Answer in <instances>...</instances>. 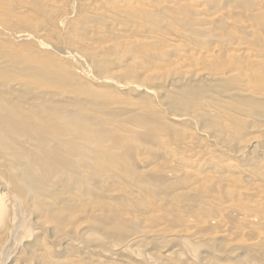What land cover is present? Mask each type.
Masks as SVG:
<instances>
[{
    "label": "rangeland",
    "instance_id": "1",
    "mask_svg": "<svg viewBox=\"0 0 264 264\" xmlns=\"http://www.w3.org/2000/svg\"><path fill=\"white\" fill-rule=\"evenodd\" d=\"M90 1L0 0V139L1 137L4 139H1L4 141L3 143L0 140V206L4 207V210L8 207L9 211L6 210V213L11 212V205H13L11 207L13 212H19H16L19 214V218H17L16 213L11 216L14 213L6 214L3 211L4 218L8 216L10 219L8 222H5L6 219L4 222H0V264H53L54 261V264H264V255H262L264 254V244L254 250L247 246L253 241L249 239L260 236V231H264V227L258 224H249L243 218H233L235 216L230 209L223 208V203H221V207L219 203L213 202H218L219 198L221 201L227 200L226 190L234 187L229 186L227 180L232 181L231 184L237 180L236 182H239L241 187L245 186L246 189L255 185L264 189V178H262L264 175V66L258 62L247 61L242 57L247 52L251 54H248L251 57H248L249 59L256 57V59L262 60L261 55L264 56V0H225V2L224 0H211L207 4V8L212 6L210 10L208 8L210 16L205 17L197 14V8L190 4L193 3L192 0H182L181 3L184 5L168 8L162 7L159 0H114L116 2L107 0L109 3L106 0H99L95 5L88 6ZM177 2L180 1L177 0ZM188 2H190V6L186 7V3L189 5ZM111 3H114V7ZM244 4L246 5L243 6ZM249 4L250 8L247 6ZM255 8L257 12H254ZM222 16L223 18L220 19ZM182 17H185L186 23ZM214 17L216 18L213 19ZM258 34L259 37H257ZM151 36L155 38L154 41H150ZM168 38H174L175 46H170L166 42ZM162 40L163 42H161ZM126 47H131V50ZM236 49L244 54L236 55ZM252 49H257V52ZM248 50L254 52V58ZM179 53L187 56V67L181 71H175ZM234 54L235 56H233ZM243 61L244 63H242ZM233 65L237 66L234 68ZM260 66L263 69H260ZM237 67L241 71L236 70L239 69ZM154 70L158 74H153V77L155 75V78L161 80L153 79L154 81L149 82L150 80L146 77ZM130 71H134L135 75L137 73L138 79H127L125 74ZM159 72L161 73L159 74ZM237 72H242L240 74L244 73V75L236 78ZM215 76L221 79L216 81L217 79L212 78ZM125 79L129 81L127 82ZM202 80L204 83L201 82ZM205 80L211 83L208 85ZM244 80L247 82L245 83ZM172 112L174 113L172 114ZM17 116H19L17 119L21 118L18 121ZM124 120L125 122H123ZM19 122L26 123V125L32 123L33 128L38 124L40 128L34 133H23L14 127ZM118 124L122 126V130H119ZM140 124L147 126L145 134L135 131L133 134V129L136 130L137 125ZM108 125H111V128ZM106 127L110 129L116 127L118 131L115 129L109 133ZM124 127L127 130L131 129L127 132ZM119 131H122L121 134L118 133ZM123 131L125 132L123 133ZM191 132L194 138L192 141L196 140L195 144H198L201 150L206 152V154L202 153L201 156L195 157V160L192 159L194 154L190 155V146L188 147L185 143L187 136H191ZM124 134L127 135L125 136L127 138L122 136ZM260 135L263 137H259V141L255 142ZM182 136L183 139L180 138ZM164 137L167 143L162 142ZM254 139L256 140L254 141ZM131 140L132 142H130ZM181 140L183 141L181 142ZM133 141H139V143ZM237 142L242 144L241 147L237 145ZM229 144H232L230 148ZM244 144L245 148L242 147ZM10 146L11 148H9ZM186 147L188 148L186 149ZM212 148L214 151L211 154L207 150H212ZM20 152L21 155L24 153L22 158ZM238 152L241 154L239 155ZM30 157L31 159L34 157V160L30 159V161ZM15 158H17L16 161H14ZM190 158L193 161H188ZM183 160H187L188 164L191 162L190 166H185L188 164ZM222 162L223 164H221ZM12 165L17 168V171ZM101 165L102 167H100ZM180 167L188 168L187 170L190 168L189 172L182 174L181 180L177 177L178 175L175 179V175L171 174V172L175 173L180 170ZM18 171L23 179H19L20 176L15 174ZM90 171L94 174L92 175ZM194 172L200 174L196 175ZM208 173L209 176H207ZM192 174L195 176L191 177ZM153 176L155 179H151ZM33 177L35 180L36 178H40V180L35 181ZM222 177L227 182L226 184ZM236 177L237 179H235ZM27 180L28 182H26ZM56 180H60V182H56ZM220 180L222 183L219 182ZM209 181L210 183L207 184ZM12 182H15L17 185L13 184L17 187L11 186ZM21 186H25V190L30 191L29 194H26L28 192L25 190H21L23 188H20ZM20 190L21 192H19ZM10 192L16 196L11 195ZM20 193L23 196L17 195ZM31 193H35V195ZM6 194L11 195L13 199L10 200ZM25 195L28 197L27 202L22 199L26 198ZM241 195L242 197L240 195H238L240 197L231 196L234 202H230L231 198L227 197L228 205L235 206L234 208L241 211L246 209L243 211L246 215L251 213L254 216L257 212H259L257 215L264 213V203L258 205L259 209H256L257 206H250L251 211L247 205L249 203L253 205L255 198H250L247 194V196ZM216 196L218 199L214 198ZM222 196L223 198H221ZM235 197L237 198L235 199ZM20 199H22L21 202H19ZM12 200L14 201L11 202ZM145 200L150 201L151 205ZM16 202L21 204L17 203V205ZM22 202L24 206L26 205L25 207L22 206ZM134 202L140 206L135 205ZM163 202L166 203L162 204ZM236 203L238 205H235ZM4 204L9 206L6 205L5 208ZM142 205L148 207L143 208ZM201 205L214 210V213L219 210L220 213L223 212L222 214L215 213L217 215L215 217L214 213L211 214V211L207 209L210 213L206 215V209ZM239 205L244 209L240 208L241 206L238 207ZM20 206L22 210L21 208L19 210ZM198 208H202V210L196 212ZM130 209L133 210L130 213L132 216L128 214ZM203 209L205 212H202L201 215L200 212ZM190 211L192 212L190 214L195 216L191 215L193 217H190L191 220L202 222L206 221L209 215L208 218L218 219L225 217L228 219L231 216V219H226V221L230 224L233 234L230 237L225 236L227 238L220 236L221 239L218 236V239L212 240V234L217 233L218 227L216 230L207 225L202 226L204 229L201 231L203 232L200 231L201 233L205 232L206 236L204 234L199 235V238L198 236L193 238L192 235L191 238L189 230H185L187 235H184L186 233L181 234L184 231V224L190 220L188 217ZM183 212L187 214L185 215ZM193 212L200 215L197 216ZM226 212L228 213L226 214ZM122 213L125 214L122 215ZM162 213L168 214L169 218L163 216ZM134 214L137 218L134 217ZM151 214H161L166 224L165 228L169 227L172 233L179 234H172L168 228L165 235L163 233H146V236L149 235V237L144 235L142 237L141 234L140 236L139 232L142 228L147 232L146 226L148 227L147 223L151 221L149 219ZM93 215L94 219H90ZM105 215H111V217L117 215L116 217L123 220L122 222L127 219V223H122L123 229L121 230L119 226L110 225V220H107L108 225L105 220L107 217L102 220ZM139 215L141 219H139ZM224 215L225 217H223ZM178 216L186 220L184 221ZM13 217L14 219H12ZM198 217L200 218L197 220ZM70 218L72 219L70 220ZM135 218L137 221L133 220ZM142 218L146 220L144 221ZM168 219L172 220L168 222ZM180 219L183 220L181 224ZM232 219L233 221H231ZM76 220L77 222H75ZM173 220L174 222H172ZM178 220H180L179 223ZM142 221L144 222L142 223ZM97 222L99 225H96ZM170 222L174 225L170 224L169 226ZM4 223L16 225L15 229L13 225L10 227ZM63 223H67L69 226L61 225ZM80 223L83 224L82 228H76L77 224L81 225ZM237 224L241 225L237 226ZM234 225L242 230L247 225L243 233L249 232L250 234H248L251 236L241 235ZM249 225H251L250 228L254 227V230L250 229ZM7 226L14 230L7 229ZM27 226L29 227L26 228ZM70 226L72 230L69 229ZM17 227L22 228L18 229ZM135 228L137 229L135 230ZM62 229H66L64 233L61 231ZM132 229L138 235L135 236L136 239L140 238L142 241L144 238L147 239L146 242L142 243L140 239L136 240ZM144 229L141 231L142 234L145 232ZM214 229L216 231H213ZM73 230L79 236L74 235ZM123 231L131 235L125 233V237H122ZM17 232L20 234L18 235ZM27 232L31 234L30 237L26 236L28 234L24 235ZM208 232L211 235H207ZM57 233L62 237L59 235L56 237ZM102 233H108V235ZM68 235L71 239L67 238ZM234 235L237 236L234 237ZM126 236L135 240L128 238L129 240H126L128 243H126ZM171 236L174 237L171 238ZM202 238L204 241L200 240ZM15 239H18L17 243ZM55 239L56 241H54ZM65 239L69 240L64 242ZM183 239L185 242L182 241ZM130 240L136 244V247L133 245L131 249L129 248L132 244ZM197 240H199L198 243ZM229 240L232 242L229 243ZM57 241L62 242V246L59 245L60 243H56ZM117 243L121 248H118ZM184 243H187L188 246L194 245L195 250L192 249V246V248L190 246L188 248L187 244H185L186 248L183 247ZM223 244L227 246L223 247ZM242 244L245 248L242 247ZM138 245L139 247H137ZM199 245L200 247H198ZM255 252L258 255H255ZM34 254L36 257L33 256ZM259 255H262L261 258ZM45 257L46 259H44Z\"/></svg>",
    "mask_w": 264,
    "mask_h": 264
},
{
    "label": "bare ground",
    "instance_id": "2",
    "mask_svg": "<svg viewBox=\"0 0 264 264\" xmlns=\"http://www.w3.org/2000/svg\"><path fill=\"white\" fill-rule=\"evenodd\" d=\"M1 1H3V0H1ZM102 1H104V0H102ZM102 1H101V2H102ZM106 1H107V0H106ZM108 1H109V0H108ZM108 1H107V2H108ZM113 1H114V0H113ZM157 1H158V0H157ZM179 1H180V2H177V0H176V1H175V0H159L158 2H159V4H160L162 7L168 8V7H173V6H175V5H182V4L184 5V3H181V2H183L182 0H179ZM184 1H185V0H184ZM209 1H211V0H192L191 2H193V3L188 2V4H189V3H190L191 5L193 4V5L197 8V11H198L197 14H198L199 16H201V17H205V16H210L209 10H210V8H212V6L208 7V8H209V10H208V8H207V4H208ZM244 1H245V0H244ZM246 1H247V0H246ZM254 1H255V0H254ZM256 1H257V0H256ZM260 1H261V0H260ZM96 2L98 3L99 0H91V1L89 2V5H88V6H90V5H91V6H92V5H95ZM109 2H111V0H110ZM109 2H108V3H109ZM114 2H116V1H114ZM213 2H214V1H213ZM213 2H211V3H213ZM222 2H223V1H222ZM224 2H225V0H224ZM85 3H86V2H85ZM87 3H88V2H87ZM87 3H86V4H87ZM117 3H118V2H117ZM127 3H128V1H127ZM154 3H155V2H154ZM246 3L248 4V2H246ZM255 3H256V2H255ZM258 3H259V2H258ZM260 3H261V2H260ZM86 4H85V5H86ZM111 4H112V3H111ZM113 4H114V3H113ZM113 4H112V5H113ZM190 4L187 5V3H186V7L190 6ZM100 5H101V4H100ZM106 5H107V4H106ZM117 5H118V4H116V6H117ZM156 5H157V4H156ZM245 5H246V4H244L243 6H245ZM86 6H87V5H86ZM101 6H102V5H101ZM104 6H105V5H104ZM108 6H109V5H108ZM247 6L250 8V4L247 5ZM113 7H114V5H113ZM117 7H118V6H117ZM156 7H157V6H156ZM179 7H180V6H179ZM195 7H194V8H195ZM89 8H90V7H89ZM110 8H111V7H110ZM190 8H191V7H190ZM251 8H252V7H251ZM86 9H87V8H86ZM191 9H192V8H191ZM233 9H234V8H233ZM252 10H253V8H252ZM257 10H258V9H257ZM170 11H171V10H170ZM197 11H196V12H197ZM255 11H256V8H255L254 12H255ZM99 12H100V11H99ZM210 12H211V11H210ZM256 12H257V11H256ZM57 13H58V12H57ZM251 13H252V12H251ZM261 13H262V12H261ZM255 14H256V13H255ZM179 16H180V15H179ZM199 16H198V17H199ZM214 16H215V15H214ZM96 17H97V16H96ZM176 18H177V17H176ZM182 18H183V17H182ZM184 18H185V17H184ZM184 18H183V19H184ZM215 18H216V17H214L213 19H215ZM221 18H223V16L220 17V19H221ZM186 19H188V18H186ZM207 19H209V18H207ZM180 20H181V19H180ZM184 20H185V19H184ZM184 20H182V21H184ZM213 22H214V21H213ZM90 23H91V22H90ZM160 23H161V22H160ZM184 23H186V20H185ZM203 23H205V22H203ZM203 23H202V24H203ZM246 23H247V22H246ZM205 24H207V23H205ZM211 24H213V23H211ZM211 24H210V25H211ZM120 25H121V24H120ZM156 25H158V24H156ZM160 25H161V24H160ZM243 25H244V24H243ZM78 27H79V26H78ZM120 27H121V26H120ZM201 27H202V26H201ZM124 28H125V27H124ZM151 29H152V28H151ZM200 29H201V28H200ZM263 29H264V28H263ZM263 29H262V30H263ZM88 30H89V29H88ZM206 30H207V29H206ZM178 31H179V29H178ZM197 31H198V30H197ZM217 31H218V30H217ZM153 32H154V31H153ZM157 32H158V31H157ZM218 32H219V31H218ZM251 32H252V31H251ZM118 33H119V32H118ZM155 33H156V32H155ZM216 33H217V32H216ZM258 33H259V32H258ZM260 33H261V32H260ZM152 34H153V33H152ZM157 34H158V33H157ZM210 34H212V33H210ZM214 34H215V33H214ZM154 35H156V34H154ZM215 35H216V34H215ZM251 35H252V34H251ZM145 36H147V35H145ZM206 36H207V35H206ZM112 37H113V36H112ZM114 37H115V36H114ZM148 37H149V36H148ZM148 37H147V38H148ZM162 37H163V35H162ZM165 37H166V36H165ZM257 37H259V34H258ZM163 38H164V37H163ZM207 38H208V37H207ZM210 38H211V37H210ZM242 38H243V37H242ZM244 38H245V37H244ZM149 39H151L150 41H154L155 38L151 36V38H149ZM157 39H158V38H157ZM165 39H166V38H165ZM165 39H164V40H165ZM203 39H204V38H203ZM147 40H148V39H147ZM198 40H199V39H198ZM255 40H256V39H255ZM257 40H258V39H257ZM148 41H149V40H148ZM174 41H175L174 38H168V39L166 40V42H167L170 46H175V45H174ZM199 41H200V40H199ZM228 41H229V40H228ZM243 41H244V40H243ZM245 41H246V40H245ZM124 42H125V41H124ZM145 42H146V41H145ZM156 42H157V40H156ZM161 42H163V40H162ZM157 43H158V42H157ZM133 44H134V43H133ZM145 44H146V43H145ZM152 44L154 45V43H152ZM249 44H250V43H249ZM116 45H117V44H116ZM122 45H123V44H122ZM148 45H149V43L147 44V46H148ZM120 46H121V44H120ZM125 46H128V45H125ZM132 46H133V45H132ZM151 46H152V45H151ZM216 46H217V45H216ZM251 46H252V45H251ZM253 46H254V45H253ZM163 47H164V46H163ZM165 47H166V46H165ZM212 47H213V46H212ZM263 47H264V46H263ZM116 48L118 49L117 46H116ZM123 48H125V47H123ZM127 48H128V49L130 48V50H131V47H126V49H127ZM169 48H170V47H169ZM173 49H174V48H173ZM178 49H179V48H178ZM130 50H129V51H130ZM168 50H170V49H168ZM179 50H180V49H179ZM252 50H253V49H252ZM252 50H248V51H250V52L252 53V56H253V55H255V54H253L254 52H252ZM256 50H257V49H255V50H253V51L257 52ZM98 51H99V50H98ZM100 51H101V50H100ZM119 51H120V50H119ZM173 51H175V50H173ZM180 51H181V50H180ZM180 51H179V52H180ZM236 51H237V53H235V54L238 55V56L244 54L243 52H240L238 49H236ZM195 52H196V51H195ZM213 52H215V51H213ZM218 52H219V51H218ZM263 52H264V51H263ZM258 53H259V51H258ZM235 54H234L233 56H235ZM248 54H250V53L247 52V53L245 54V56L242 55V57H243L245 60H247V61L258 62V63H260L262 66H264V56H263L262 53H261V54H262V55H261V56H262V57H261L262 60H258V59H256V57L254 58V56H253L254 59H249V58H251V57H250ZM259 54H260V53H259ZM220 55H221V54H220ZM250 55H251V54H250ZM126 56H127V55H126ZM107 57H108V56H107ZM207 57H209V55H207ZM248 57H249V58H248ZM95 58H96V57H95ZM178 58H179V60H177L176 67H175V69H174L175 71H177V70L181 71V70H183V68L187 67V61H188V60H187V56H184L183 53H182V55H181V53H179ZM258 58H259V57H258ZM198 59H199V58H198ZM205 59H206V58H205ZM205 59H203V60H205ZM195 60H197V59H195ZM124 61H125V60H124ZM138 63H139V61H138ZM192 63H193V62H192ZM242 63H244V61H243ZM193 64H194V63H193ZM208 64H210V63L208 62ZM245 64H246V62H245ZM210 65H211V64H210ZM231 65H232V64H231ZM174 66H175V63H174ZM192 66H193V65H192ZM194 66H196V65L194 64ZM233 66H234V68H235V66H237V65H233ZM242 66H243V65H242ZM262 66H260V69H263ZM208 67H209V66H208ZM239 67H241V66H239ZM239 67H237V68H239ZM244 67H245V66H244ZM244 67H243V70H244ZM241 68H242V67H241ZM148 70H149V69H148ZM150 70H151V69H150ZM234 70H235V69H234ZM236 70H240V68H239V69H236ZM137 71H138V70H137ZM179 71H178V72H179ZM240 71H241V70H240ZM249 71H250V70H249ZM261 71H262V70H261ZM261 71H260V72H261ZM133 72H134V71H133ZM133 72L130 71V73H128V74H125V73H124V74H125L126 77H128L127 79H132V78L138 79V77L136 76L137 73H136V75H135ZM156 72H157V71L154 70V72H152V73L150 72V75H148V77H146L148 80H150L149 82L154 81L153 79H157V80L159 79V78H155V75H154V77H153V74H158V72H157V73H156ZM235 72H236V71H235ZM238 72H239V71H238ZM238 72H237V74H236V78L239 77V76L244 75V73H243L242 75L240 74V73H242L243 71L240 72V73H238ZM263 72H264V69H263ZM160 73H161V72H159V74H160ZM250 73H251V71H250ZM163 74H164V73H162V75H163ZM168 74H170V72H168ZM168 74H167V75H168ZM204 74H205V73H204ZM208 74H209V73H208ZM208 74H207V75H208ZM213 75H214V74H213ZM231 75H234V74H231ZM116 76H117V75H116ZM122 76H123V75H122ZM160 76H161V75H160ZM160 76H158V77H160ZM163 76H164V75H163ZM204 76H205V75H204ZM217 76H218V75H217ZM217 76L212 77V78H213V79L215 78V79H217L216 81H218V79H221V78H220V77H219V78H216ZM126 77H125V78H126ZM136 77H137V78H136ZM161 77H162V76H161ZM205 77H208V76H205ZM210 77H211V75H210ZM230 77H231V76H230ZM230 77H229V78H230ZM233 77L235 78V76H233ZM251 77H253V76H251ZM251 77H250V79H251ZM260 77H261V76H260ZM120 78H121V77H120ZM123 78H124V77H123ZM163 78H164V77H163ZM197 78H198V77H197ZM197 78H196V79H197ZM201 78H202V76H201ZM231 78H232V77H231ZM236 78H235V79H236ZM127 79H125V80H127ZM235 79H234V81H235ZM238 79H239V78H238ZM257 79H258V78H257ZM159 80H161V79H159ZM251 80H252V79H251ZM120 81H121V80H120ZM128 81H129V80H127V82H128ZM155 81H156V80H155ZM203 81H204V80H202L201 82H203ZM206 81H207V80H205V82H206ZM242 81H243V80H242ZM242 81H241V82H242ZM244 81H245V80H244ZM134 82H135V81H134ZM136 82H137V81H136ZM138 82H141V81H138ZM142 82H146V81H142ZM212 82H213V81H212ZM246 82H247V80L245 81V83H246ZM248 82H249V81H248ZM146 83H147V82H146ZM203 83H204V82H203ZM203 83H202V84H203ZM206 83H208V82H206ZM209 83H211V82H209ZM209 83H208V85H209ZM235 83H236V82H235ZM250 83H251V81H250ZM212 84H213V83H212ZM212 84H211V85H212ZM242 84H243V83H242ZM211 85H210V86H211ZM246 85H247V84H246ZM254 85H255V84H254ZM258 85H259V84H257V86H258ZM205 86H206V84H205ZM259 86H261V85H259ZM208 87H209V86H208ZM261 87H262V86H261ZM46 88H47V87H46ZM210 88H211V87H210ZM241 88H242V87H241ZM246 90H248V89H246ZM216 93H217V92H216ZM256 96H257V95H256ZM257 97H258V96H257ZM147 107H148V106H147ZM139 108H140V107H139ZM141 108H142V107H141ZM140 110H141V109H140ZM150 110H151V109H150ZM144 112H145V111H144ZM151 112H152V111H151ZM151 112H150V113H151ZM212 112H213V111H212ZM142 113H143V112H142ZM170 113H171V112H170ZM173 113H174V112H172V114H173ZM189 113H190V112H189ZM217 113H218V112H217ZM143 114H144V113H143ZM183 114H184V113H183ZM186 114H187V113H186ZM230 114H231V113H229V115H230ZM139 115H140V114H139ZM189 116L191 117V115H189ZM200 116H201V115H200ZM231 116H232V114H231ZM18 117H19V116H17L16 119H17ZM132 117H133V116H132ZM134 117H135V116H134ZM192 117H193V116H192ZM197 117H198V116H197ZM146 118H147V117H146ZM198 118H199V117H198ZM198 118H197V119H198ZM20 119H21V118H20ZM20 119H17V121L20 120ZM193 119H194V118H193ZM27 120H28V119H27ZM109 120H110V119H109ZM144 120H145V119H144ZM147 120H149V119H147ZM23 121H24V120H23ZM117 121H118V120H117ZM135 121H136V120H135ZM109 122H110V121H109ZM111 122H112V121H111ZM114 122H115V121H114ZM119 122H120V121H119ZM123 122H125V120H124ZM129 122H130V121H129ZM141 122H142V121H141ZM141 122H139V123H141ZM151 122H152V121H151ZM151 122H150V123H151ZM156 122H157V121H156ZM117 123H118V122H117ZM144 123H145V122H144ZM109 124H111V123H109ZM112 125H113V124H112ZM108 126H110V128H111V125H108ZM114 126H116V124H114ZM118 126H119V124H118ZM224 126H226V125H224ZM14 127L17 128L18 131L23 132V133H24V132H32V133H34V132H37V131H38V129L40 128V125L37 124L36 127L33 128V124H32V123L26 125V123L19 122L18 125L15 124ZM121 127H122V126H119V130H122ZM131 127H132V126H131ZM137 127H138V128H137L136 130L133 129V132H132L133 134H134V131H135L136 133L138 132V133H140V134H145V131L147 130V129H146V128H147L146 125H143V124L141 125V124H140L139 126L137 125ZM107 128H108V127H106V129H107ZM110 128L107 129V131H109V133H110L111 130H113V131H115V129L117 130L116 127H115V129H114L113 127H112V129H110ZM109 129H110V130H109ZM124 129H125V127H124ZM130 129H131V128H129V130H130ZM144 129H145V130H144ZM226 129H227V128H226ZM263 129H264V128H263ZM125 130H126L127 132L129 131V130H127V129H125ZM155 130H156V129H155ZM159 130H160V129H159ZM117 131H118V130H117ZM117 131H116V133H117ZM157 131H158V130H157ZM160 131H162V130H160ZM120 132H122V131H119L118 133H120ZM124 132H125V131H123V133H124ZM148 132H149V131H148ZM163 132H165V131H163ZM163 132H161V133H163ZM129 133H131V132H129ZM149 133H150V132H149ZM158 133H160V132H158ZM120 134H121V133H120ZM185 134H186V133H185ZM190 134H191V136H190V137L187 136V141L185 140V143H186V145H188V147L190 146V147H189L190 155L194 154V156H193L192 159H194V158L197 157L198 155L201 156L202 153H203V154H206V152H205L204 150H201V148H200V146H198V144H195V141H196V140H195V141H194V140L192 141V138H193V137H192V132H191ZM195 134H196V133H195ZM263 134H264V133H263ZM150 135H151V134H150ZM188 135H189V132H188ZM119 136H121V135H119ZM122 136H124V138H127V137H125V136H127V135H125V134L122 135ZM137 136H138V135H137ZM167 136H169V135H167ZM213 136H214V135H213ZM261 136L263 137V135L258 136V138H256L257 136L254 137V138L257 139V141H255L256 139H254V141H255V142H258V141H259V137H261ZM129 137H130V136H129ZM159 137H160V136H159ZM195 137H196V136H195ZM214 137H215V136H214ZM218 137H219V135H218ZM173 138L175 139V136H173ZM177 138H178V137H177ZM177 138H176V139H177ZM180 138L183 139V136L180 137ZM263 138H264V137H263ZM263 138H262V139H263ZM1 139H2V137H1ZM1 139H0V140H1ZM170 139H171V137H170ZM193 139H194V138H193ZM215 139H216V138H215ZM229 139H230V137H229ZM245 139H246V138H245ZM2 140H4V139H2ZM2 140H1V141H2ZM59 140H61V139H59ZM108 140H109V139H108ZM126 140H127V139H126ZM158 140H159V139H158ZM179 140H180V139H179ZM230 140H231V139H230ZM248 140H249V139H248ZM175 141H176V140H175ZM182 141H183V140H181V142H182ZM199 141H200V140H199ZM221 141H222V140H221ZM246 141H247V140H246ZM246 141H245V142H246ZM262 141H263V140H262ZM3 142H4V141H2V143H3ZM130 142H132V140H131ZM133 142H135V141H133ZM162 142L167 143V140H166L165 137L162 139ZM176 142H177V141H176ZM197 142H198V141H197ZM222 142H223V141H222ZM225 142H226V141H225ZM232 142H233V141H232ZM243 142H244V141H243ZM260 142H261V141H260ZM103 143H104V142H103ZM103 143H102V145H104ZM135 143H139V141H138V142H135ZM141 143H142V142H141ZM198 143H199V142H198ZM239 143H240V142H239ZM239 143L237 142V145H240ZM30 144H32V143H30ZM132 144H133V143H132ZM175 144H176V143H175ZM233 144H234V142H233ZM246 144H247V143H246ZM256 144L258 145V143H256ZM259 144H261V143H259ZM5 145H6V144H5ZM33 145H34V144H33ZM106 145H107V144H106ZM176 145H177V144H176ZM178 145H179V144H178ZM231 145H232V144H231ZM231 145L229 144V148H230ZM241 145H242V144H241ZM241 145H240L239 147H241ZM261 145H262V144H261ZM3 146H4V145H3ZM8 146H9V145H8ZM34 146H35V145H34ZM108 146H110V145H108ZM124 146H126V145H124ZM135 146H136V145H135ZM233 146H234V145H233ZM104 147H105V146H104ZM114 147H116V146H114ZM117 147H118V146H117ZM144 147H145V146H144ZM188 147H186V149H187ZM206 147H207V146H206ZM211 147H212V146H211ZM222 147H223V146H222ZM234 147H235V146H234ZM239 147H238V148H239ZM242 147L245 148V144H244V146H242ZM261 147H262V146H261ZM263 147H264V146H263ZM9 148H11V146H10ZM29 148H30V147H29ZM109 148H110V147H109ZM109 148H107V149H109ZM141 148H142V147H141ZM223 148H225V147H223ZM229 148H228V151H229ZM94 149H95V147H94ZM112 149H113V148H112ZM119 149H120V148H119ZM121 149H123V148H121ZM121 149H120V150H121ZM129 149H130V148H129ZM137 149H138V148H137ZM219 149H220V148H219ZM221 149H222V148H221ZM225 149H226V148H225ZM233 149H234V148H233ZM239 149H240V148H239ZM9 150H10V149H9ZM96 150H97V149H96ZM96 150H94V151H96ZM138 150H139V149H138ZM140 150H141V149H140ZM145 150H146V149H145ZM152 150H153V149H152ZM183 150H184V149H183ZM241 150H242V149H241ZM244 150H246V149H244ZM262 150H263V148H262ZM100 151H101V150H100ZM155 151H156V150H155ZM176 151H177V150H176ZM207 151L210 152V153L212 154V152H213L214 150H213V148H212V150L210 149V150H207ZM217 151H218V150H217ZM223 151H224V150H223ZM228 151H227V152H228ZM232 151H233V150H232ZM236 151H237V150H236ZM239 151H240V150H239ZM8 152H9V151H8ZM97 152H98V151H97ZM146 152H147V151H146ZM146 152H145V153H146ZM220 152H221V151H220ZM240 152H241V151H240ZM240 152H238L239 155L241 154ZM242 152H243V151H242ZM256 152H257V151H256ZM22 153H23V152H22ZM136 153H137V152H136ZM155 153H156V152H155ZM186 153H187V152H186ZM222 153H223V152H222ZM229 153H231V152H229ZM235 153H236V152H235ZM243 153H244V152H243ZM245 153H246V151H245ZM2 154H3V153H2ZM151 154H153V153L151 152ZM183 154H184V153H183ZM187 154H188V153H187ZM214 154H216V153L214 152ZM225 154H226V153H225ZM17 155H18V154H17ZM20 155H21V152H20ZM23 155H24V153H23ZM23 155H21V158H22ZM125 155H126V154H125ZM134 155H135V154H134ZM217 155H219V154H217ZM222 155L225 156L224 154H222ZM239 155H238V156H239ZM27 156H28V155H27ZM27 156H25V157H27ZM147 156H148V155H147ZM178 156H179V155H178ZM18 157H19V156H18ZM125 157H127V156H125ZM186 157L188 158V157H190V156H186ZM186 157H185V158H186ZM211 157H212V156H211ZM216 157H217V156H216ZM235 157H237V156H235ZM121 158H122V156H121ZM128 158H130V157L128 156ZM219 158H220V157H219ZM16 159H17V158H15V160H14V159H13V160L16 161ZM30 159H31V157L29 158V160H30ZM32 159L34 160V157H33ZM32 159H31V160H32ZM130 159H131V158H130ZM130 159H129V160H130ZM132 159H133V158H132ZM190 159H191V158H190ZM190 159H189L188 161H193L192 159H191V160H190ZM31 160H30V161H31ZM121 160H122V159H121ZM178 160H179V159H178ZM194 160H195V159H194ZM14 161H13V162H14ZM18 161H19V159H18ZM20 161H22V160H20ZM30 161H29V163H30ZM174 161H175V160H174ZM183 161L187 162L186 164H188V161H187V160H183ZM214 161L216 162L215 159H214ZM220 161H221V160H220ZM227 161H228V160H227ZM246 161H247V160H246ZM38 162H39V161H38ZM77 162H78V161H77ZM140 162H141V161H140ZM194 162H195V161H194ZM194 162H193V163H194ZM14 163H15V162H14ZM24 163H25V162H24ZM78 163H79V162H78ZM81 163H82V162L80 161V164H81ZM85 163H86V162H85ZM85 163H84V164H85ZM130 163H131V161H130ZM176 163H177V162H176ZM190 163H191V162H190ZM190 163H189L188 165H185V164H184V165L189 167V166H190ZM193 163H192V164H193ZM232 163H233V162H232ZM26 164H27V163H26ZM221 164H223V162H222ZM228 164H229V163H228ZM179 165H180V164H179ZM12 166H13V165H12ZM18 166H19V165H18ZM84 166H86V164H85ZM87 166H88V165H87ZM111 166H112V165H111ZM111 166H110V167H111ZM125 166H126V165H125ZM224 166H225V165H224ZM224 166H223V167H224ZM13 167H14V166H13ZM98 167H99V166H98ZM100 167H102V165H101ZM110 167H109V168H110ZM129 167H131V165H129ZM215 167H216V166H215ZM218 167H219V166H218ZM228 167L230 168V166H228ZM14 168H16V167H14ZM84 168H86V167H84ZM165 168H166V167H165ZM169 168H170V167H169ZM180 168H181V169H180V170H177L175 173H172V172H171L172 176L175 175V179H177V178H176V175H178L177 177L180 179V177L182 176V174H185V173H187V172L190 171V168H189V170H187L188 168H187V169H186V168H183V167H180ZM192 168H193V167H192ZM201 168H202V167H201ZM35 169H36V168H35ZM86 169H87V168H86ZM88 169H89V167H88ZM183 169L185 170L184 173H183ZM230 169H232V168H230ZM21 170H22V169H21ZM201 170H202V169H201ZM203 170H204V169H203ZM16 171H17V168H16ZM33 171H34V170H33ZM98 171H99V170H98ZM105 171H106V170H105ZM199 171H200V170H199ZM235 171H236V170H235ZM243 171H244V170H243ZM251 171H252V170H251ZM24 172H25V171H24ZM86 172H87V171H86ZM133 172H134V171H133ZM154 172H155V171H154ZM173 172H174V171H173ZM213 172H215V171H213ZM252 172H253V171H252ZM16 173H17V175H19V176H20V174H21V173H19V171H18V172H15V174H16ZM90 173L92 174L91 171H90ZM95 173H96V172H95ZM104 173H105V172H104ZM190 173H191V172H190ZM194 173H196V172H194ZM215 173H216V172H215ZM254 173H255V172H254ZM254 173H253V174H254ZM7 174H8V173H7ZM93 174H94V173H93ZM93 174H92V175H93ZM139 174H140V173H139ZM160 174H161V173H160ZM169 174H170V173H169ZM180 174H181V175H180ZM199 174H200V173H199ZM199 174L196 173V175H199ZM251 174H252V173H251ZM17 175H16V177H17ZM103 175H104V174H103ZM151 175H152V174H151ZM188 175H189V174H188ZM255 175H256V174H255ZM96 176L98 177V175H96ZM170 176H171V175H170ZM192 176H193V174L191 175V177H192ZM194 176H195V175H194ZM194 176H193V177H194ZM204 176H205V175H204ZM207 176H209V173H208ZM231 176H234V175H231ZM239 176H240V175H239ZM247 176H248V175H247ZM249 176H250V175H249ZM261 176H262V175H261ZM261 176H260V177H261ZM263 176H264V175H263ZM263 176H262V178H264ZM39 177H40V176H39ZM153 177H154V176H153ZM153 177H151V179H155V177H154V178H153ZM212 177H213V176H212ZM212 177H211V178H212ZM18 178H19V179L22 178V175H21L20 177H18ZM18 178H17V180H18ZM34 178H35V177H33V180H35ZM40 178H41V177H40ZM40 178H39V179L36 178V180L38 181V180H40ZM59 178H60V177H58V179H59ZM168 178H169V175H168ZM262 178H261V179H262ZM22 179H23V178H22ZM88 179H89V178H88ZM94 179H95V178H94ZM101 179H102V178H101ZM104 179H105V177H104ZM157 179H158V178H157ZM205 179H206V178H205ZM207 179H208V178H207ZM212 179H214V178H212ZM218 179H219V178H218ZM218 179H217V180H218ZM235 179H237V177H236ZM243 179H244V177H243ZM261 179H259V180H261ZM14 180H16V179H14ZM17 180H16V181H17ZM33 180H32V181H33ZM36 180H35V181H36ZM60 180H61V178H60ZM60 180H58V181L56 180V182H60ZM98 180H99V179H98ZM180 180H181V179H180ZM222 180H223V177H222ZM229 180H230V179H229ZM61 181H63V180H61ZM157 181H158V180H157ZM212 181H214V180H212ZM212 181H211V182H212ZM236 181H237V180H236ZM236 181H235L234 183L231 184L230 182H232V181L229 182V181L227 180L229 186L232 185V186H234V187H233V189H227V190H226V192H225V193H226V196H225V197H226V199H227L226 201H224V199H223V201H221V199L219 198V201H221V202H219V201H218V202L216 201L217 203H216L215 201H213V202H214L215 204H218V203H219V206H221V207H222L221 203H223V204H224L223 208H225V209H226V208H227V209H230L231 212H232V214L235 216V217H233V218H238V219H239V218H240V219L243 218V220L247 221V223H249V224H258V225L264 227V213H263V214H259V215H257V213H259V212H257V213H255L254 216L251 215V213H249L248 215H246V214L243 212V211H245L246 209L243 210V211H241V210H239V209H237V208H234L235 206L233 207L232 205H228L229 200H228V198H227V197H230V198H231V196H238V195H240V196L242 197L241 194H245V195L247 194V195L250 196V198H251V197L255 198V201H254L253 198H252L253 200L251 199L252 201H254V204L251 205V204L249 203V204L247 205V207L249 206V208L251 209L252 206H254V207L257 206L256 209H257V208L259 209L258 205L260 206V205H262V204L264 203V189H263L261 186H259V185H255V186L252 185V186H254V187H252V188H249V187H248V188L246 189V188H244V187H245L244 185H242V186H244V187H241V186L238 184L239 182L237 183ZM241 181H243V180H241ZM253 181H254V180H253ZM262 181H263V180H262ZM6 182H7V181H6ZM26 182H28V180H27ZM219 182L222 183L221 180H220ZM223 182H225V181L223 180ZM227 182H225V184H226ZM245 182L247 183L248 181H245ZM255 182H256V181H255ZM7 183H9V182H7ZM13 183L16 184L15 182H12L11 186L14 185ZM53 183L55 184V182H53ZM208 183H210V181L207 182V184H208ZM212 183H214V182H212ZM212 183H211V184H212ZM220 183H219V184H220ZM243 183H244V182H243ZM249 183H250V181H249ZM249 183H248V184H249ZM3 184H5V183H3ZM29 184H30V183H29ZM34 184L36 185V183H34ZM253 184H254V183H253ZM5 185H6V184H5ZM9 185H10V183H9ZM16 185H17V184H16ZM16 185H14V187H15ZM232 186H231V187H232ZM5 187H6V186H5ZM16 187H17V186H16ZM22 187H23V188H22ZM36 187H37V186H36ZM211 187H212V186H211ZM217 187H218V186H217ZM6 188H9V187L7 186ZM20 188H22L21 190H25V186H21ZM227 188H229V187H227ZM12 189H13V188H12ZM12 189H10V190H12ZM14 189H16V188H14ZM14 189H13V190H14ZM123 189H124V188H123ZM125 189H126V188H125ZM214 189H215V188H214ZM21 190H20L19 192H21ZM7 191H8V190H7ZM25 191H26V190H25ZM118 191H119V190H118ZM216 191H217V190H216ZM219 191H220V190H219ZM26 192H28V193H26V194H29L30 191H26ZM129 192H130V191H129ZM209 192H210V191H209ZM220 192H222V191H220ZM3 193H4V192H3ZM15 193H16V191H15ZM17 193H18V192H17ZM212 193L214 194V192H211V194H212ZM225 193H224V194H225ZM7 194H8V192H7ZM7 194H6V195H7ZM10 194L13 195L14 193H11V192H10ZM24 194H25V193H24ZM31 194H32V193H31ZM33 194L35 195V193H33ZM33 194H32V195H33ZM116 194H117V193H116ZM207 194H208V193H207ZM1 195H3V194H1ZM11 195H10V196H11ZM17 195H18L19 197H20V195L23 196L21 193H20V194H17ZM119 195H121V194H119ZM122 195H123V194H122ZM131 195H133V194H131ZM247 195H246V196H247ZM7 196H8V197L10 198V200H11L12 196H11V197H10L9 195H7ZM13 196H16V195H13ZM30 196H31V195H30ZM114 196H116V195L114 194ZM206 196L208 197V195H206ZM214 196H215V195H214ZM220 196H221V195H220ZM220 196H219V197H220ZM240 196H238V197H240ZM1 197H2V196H1ZM8 197H7V201H8V199H9ZM25 197H26L25 199H24V197H23L22 199L25 200V201L27 202V198H28V197H27L26 195H25ZM33 197H35V196H33ZM211 197H213V196H211ZM17 198H18V197H17ZM214 198H217V199H218L217 196L214 197ZM221 198H223V196H222ZM233 198H234V197H233ZM236 198H237V197H235V199H236ZM246 198H247V197H246ZM250 198H249V200H250ZM12 199H13V198H12ZM22 199H20L19 202H21ZM46 199H47V198H46ZM176 199H177V198H176ZM208 199H209V198H208ZM210 199H211V198H210ZM16 200H17V199L15 198V201H16ZM212 200H213V199H212ZM243 200H244V199H243ZM3 201H4V200H3ZM13 201H14V200H12L11 202H13ZM146 201H147V200H145V202H146ZM179 201H180V200H179ZM184 201H185V200H184ZM207 201L212 202L211 200H207ZM207 201H206V202H207ZM232 201H233V200H232V198H231V201H230V202H232ZM235 201H236V200H235ZM238 201H239V200H238ZM11 202L9 201V203H11ZM19 202H16V204L19 203ZM23 202H24V201H23ZM23 202H22V204H23L22 206L25 207L26 205L24 206V203H23ZM26 202H25V204H27ZM125 202H126V201H125ZM140 202H141V201H140ZM142 202H143V201H142ZM209 202H207V203H209ZM233 202H234V201H233ZM4 203H5V202H4ZM14 203H15V202H14ZM34 203H35V202H34ZM89 203H90V202H89ZM117 203H118V202H117ZM135 203H136V202H134V204H135ZM146 203H149V204H150L151 202H150V201H149V202L147 201ZM164 203H166V202H163L162 204H164ZM204 203H205V201H204ZM240 203H242V202H240ZM19 204H21V203H19ZM132 204H133V203H132ZM132 204H131V205H132ZM209 204H211V203H209ZM212 204H213V203H212ZM232 204H233V203H232ZM242 204H243V203H242ZM242 204H241V205H242ZM0 205H1V204H0ZM4 205H5V204H4ZM6 205H8V204H6ZM6 205H5V208H6ZM10 205H11V204H10ZM17 205H18V204H17ZM17 205H16V207H17ZM86 205H87V204H86ZM86 205H85V206H86ZM116 205H117V204H116ZM119 205H120V204H119ZM135 205L140 206V204H137V203H136ZM143 205H144V203H143ZM143 205H142V207H143ZM150 205H151V204H150ZM150 205H149V207H150ZM235 205H238V204L236 203ZM241 205H239L238 207H240ZM245 205H246V203H245ZM245 205H244V206H245ZM263 205H264V204H263ZM8 206H9V205H8ZM12 206H13V205H11V207H12ZM87 206H88V205H87ZM133 206H134V205H133ZM133 206H131V207H132V208H135V207H133ZM196 206H198V205H196ZM201 206H202V205H201ZM250 206H251V207H250ZM11 207H10V209H11L10 211H11L12 213H14V214H11V216H12V215L14 216L15 213H16L17 211H16V212H13ZM14 207H15V206H14ZM16 207H15V208H16ZM38 207H39V206H38ZM144 207H145V206H144ZM144 207H143V208H144ZM147 207H148V206H146L145 208H147ZM193 207H194V206H193ZM20 208H21V206L19 207V210H20ZM86 208L88 209V207H86ZM115 208H116V207H115ZM127 208H128V207H127ZM196 208H197V207H196ZM202 208H205V209H206V212L204 211L205 209H203V211L200 212L201 215H202V212H205L206 215L209 214L210 212L208 213V210L211 211V214L214 213V212H213L214 210L212 211L210 208L208 209V207L206 208V207H203V206H202ZM202 208H198V210L196 209V212L202 210ZM212 208H213V207H212ZM223 208H222V210H223ZM240 208H243V209H244V207H242V206H241ZM2 209H3V210H2ZM16 209H17V208H16ZM16 209H15V210H16ZM36 209H37V207H36ZM117 209H118V205H117ZM119 209H120V208H119ZM194 209H195V207H194ZM207 209H208V210H207ZM216 209H217V208H216ZM225 209H224V212H225ZM250 209H249V210H250ZM260 209H261V207H260ZM263 209H264V208H263ZM6 210L9 211L8 207H7ZM6 210H4V207L1 208V206H0V222H1V221L4 222V219H6L5 222H6V221L8 222V219H10V218H8V216H7V218H4V214L6 213V212H5ZM13 210H14V208H13ZM17 210H18V209H17ZM21 210H22V208H21ZM91 210H93V209H91ZM120 210H121V209H120ZM128 210H129V208H128ZM163 210H165V209H163ZM3 211L5 212L4 214H3ZM82 211L85 212V211H87V210H82ZM94 211H95V210H94ZM96 211H98V210H96ZM134 211H135V210H134ZM168 211H169V210H168ZM185 211H186V210H185ZM188 211H189V209H188ZM191 211H192V210H191ZM191 211L188 212V217H189V218L192 217V216L195 217L194 214H193V215L190 214V213H192ZM216 211H217V210H216ZM219 211H220V210H219ZM219 211H217V212H215V213H218ZM251 211H252V209H251ZM251 211H250V212H251ZM11 212L6 213V214H10ZM89 212H91L90 209H89ZM131 212H133V210L131 211V209H130V211L128 212V214H130ZM149 212H150V211H149ZM171 212L174 213V211H172V210H171ZM212 212H213V213H212ZM222 212H223V211H221V213H220V212H219V213L222 214ZM248 212H249V211H248ZM254 212H255V211H254ZM260 212L262 213V210H260ZM17 213H19V212H17ZM17 213H16V214H17ZM80 213H81V212H80ZM93 213H94V212H93ZM93 213H92V214H93ZM101 213H102V212H101ZM118 213L120 214V211H119ZM134 213H138V212H134ZM139 213H140V212H139ZM167 213H169V212H167ZM181 213H182V212H181ZM193 213H195V212H193ZM215 213L213 214L214 216L216 215ZM219 213H218V214H219ZM227 213H228V212H226V214H227ZM108 214H109V213H108ZM123 214H125V213H122V215H123ZM146 214H147V213H146ZM148 214H149V213H148ZM153 214H154V213H153ZM171 214H172V213H171ZM183 214L186 215L187 213H186V212H185V213L183 212ZM189 214H190V215H189ZM195 214H196V213H195ZM200 214H196V215L199 216ZM226 214H225V215H226ZM229 214H230V213H229ZM252 214H253V213H252ZM17 215H18L17 218H19V214H17ZM76 215H79V214H76ZM81 215H82V213H81ZM114 215H115V214H114ZM130 215H131V214H130ZM137 215H138V214H137ZM141 215H142V214H141ZM144 215H145V214H144ZM151 215H152V214H151ZM151 215L149 216V217H150L149 219H151V221L147 218L150 222L147 223V224H148V227L146 226V228H148L149 230L147 229V232H146V229L142 228V229H144L145 232L142 234L141 231H143V230L141 229V231L139 232V235L141 234L142 237H143V235H144L145 237H149V235L146 236L148 233H154V234H156V233H157V234H158V233H159V234H162V233L164 234V233H165V234H166V233L168 232V228H169V227L165 228V227H166V224H165V222H164V218L162 217V215L165 216V217L167 218V217H168V216H167L168 214L166 215V213H162V215H161V214H156V215H152V216H151ZM180 215H182V214H180ZM180 215H179V216H180ZM191 215H192V216H191ZM225 215H224L223 217H225ZM87 216H88V215H87ZM98 216H99V215H98ZM112 216H113V215H112ZM116 216H117V215H116ZM116 216L111 217V215H110V216H109V215H105L104 217L102 216V217H103L102 220H104V218L107 217V219H105V220H106V221H107V220H110V221H111L110 225L119 226V228L122 230V229H123V227H122V223L126 222L127 219H126L124 222H122L123 220H120L119 217H116ZM128 216H129V215H128ZM131 216H132V215H131ZM131 216H129V217L131 218ZM147 216H148V215H147ZM176 216H177V215H176ZM179 216H178V217H179ZM209 216H210V215H209ZM209 216H208V217H209ZM216 216H217V215H216ZM216 216H215V217H216ZM219 216H220V215H219ZM9 217H10V216H9ZM65 217H66V216H65ZM74 217H76V216L74 215ZM78 217H79V216H78ZM99 217H100V216H99ZM99 217H98V218H99ZM121 217H124V216H121ZM126 217H127V216H126ZM134 217H136L135 214H134ZM141 217H142V216H141ZM178 217H176V218H178ZM184 217H185V216H184ZM193 217H192V218H193ZM208 217H207V220H206V221L204 220L203 222H202V221H196L195 219H194V220H195V221H194V220H191V218H190V220H189L187 223L184 224V225H185V227L183 228L184 231H183L181 234L186 233L185 230H189L188 233H191L190 237L193 235V236H194L193 238H197V236H198V238H199V235L202 236V235L205 234V232H204V233H201V232H203V231H201V230L204 229V228L202 229V226H206V225H207L209 228H215V229H216V228L218 227V231H217V233L215 232V234H212L213 237L211 236V237H212V240H215V238H217L218 236H219V237L222 236V237H224V238H227V237H225V236H229V237H230V236L233 234V233H232V229H231V227L229 226L230 224L226 221V219H227L226 217H225L224 219L221 217L223 220L220 219V218L218 219V218H211V217L208 218ZM227 217H228V216H227ZM230 217H231V216H230ZM230 217H229V218H230ZM15 218H16V217H15ZM76 218H77V217H76ZM79 218H80V217H79ZM86 218H87V217H86ZM88 218H89V217H88ZM130 218H129V219H130ZM136 218H137V217H136ZM136 218L133 219V220H136ZM144 218H145V216H144ZM168 218H169V217H168ZM179 218L184 219L183 217H179ZM179 218H178V219H179ZM186 218H187V217H186ZM199 218H200V217H198V218H196V219L198 220ZM203 218L206 219L205 217H203ZM229 218H228L227 220H229ZM12 219H14V217H13ZM68 219H69V218H68ZM71 219H72V218H70V220H71ZM82 219H83V216H82ZM90 219H94V215L91 216ZM100 219H101V218H100ZM121 219H122V218H121ZM139 219H141V218H140V215H139ZM139 219H138V220H139ZM142 219H143V218H142ZM230 219H231V218H230ZM73 220H74V218H73ZM77 220H78V219H77ZM77 220H76L75 222H77ZM86 220H87V219H86ZM95 220H96V218H95ZM97 220H99V219H97ZM102 220H101V222H102ZM131 220H132V218H131ZM143 220H144V219H143ZM145 220H146V219H145ZM145 220H144V221H145ZM169 220L171 221L172 219H168V222H169ZM174 220H175V222H177L175 218H174ZM174 220H173L172 222H174ZM180 220H181V219H180ZM180 220H178V223H179ZM185 220H186V219H184V221H185ZM187 220H188V219H187ZM14 221H15V220H14ZM16 221H17V220H16ZM23 221H24V220H23ZM89 221H90V220H89ZM91 221H92V220H91ZM136 221H137V220H136ZM144 221H142V223H143ZM231 221H233V219H232ZM245 221H244V222H245ZM9 222H10V221H9ZM65 222H66V221H65ZM92 222H93V221H92ZM130 222H131V221H130ZM132 222L135 223V221H132ZM168 222H167V223H168ZM234 222H235V221H234ZM234 222H232V223H234ZM244 222H243V223H244ZM10 223H12V222H10ZM10 223H9V224H10ZM24 223H25V222H24ZM60 223H61V222H60ZM69 223H70V222H69ZM88 223H89V222H88ZM126 223H127V222H126ZM126 223H125V224H126ZM181 223H183V220L180 221V224H181ZM238 223H241V222H238ZM4 224H5V223H4ZM7 224H8V223H6L5 225H7ZM9 224H8V225H9ZM78 224H79V222H78ZM78 224H77V227H76V228H80V227L83 225V224L80 223L81 225L78 226ZM101 224H102V223H101ZM101 224H100V226H101ZM104 224H105V223H104ZM107 224L109 225L108 221H107ZM107 224H105V225H107ZM136 224H137V223H136ZM147 224H146V225H147ZM170 224H171V225H174V223L172 224L171 222H170L168 225L170 226ZM176 224H177V223H176ZM2 225H3V224H2ZM12 225L14 226V224H12ZM12 225H9V226L11 227ZM20 225H22V224H20ZM29 225H30V224H29ZM61 225L69 226V225H67V223H63V224H61ZM70 225H71V223H70ZM74 225H76V224L74 223ZM91 225H92V224H91ZM96 225H99V223L97 222ZM129 225H130V224H129ZM129 225H128V227H129ZM240 225H241V224H237V226H240ZM244 225H245V224H244ZM0 226H1V225H0ZM15 226H16V225H15ZM15 226H14V229H15ZM22 226H23V225H22ZM94 226H95V224H94ZM100 226H98V227H100ZM130 226H131V225H130ZM133 226H134V225H133ZM141 226L143 227L144 225H141ZM177 226H178V225H177ZM231 226H232V225H231ZM234 226L236 227V225H234ZM246 226H247V225H246ZM246 226H245V227H246ZM250 226H251V225H249V228H250ZM4 227H5V226H4ZM7 227H8V226H7ZM10 227H8L7 229H9ZM18 227H19V226H18ZM18 227H17V228H18ZM28 227H29V226H27L26 228H28ZM95 227H97V226H95ZM139 227H140V226H139ZM172 227H173V226H172ZM245 227H244V228H245ZM5 228H6V227H5ZM20 228H22V227H20ZM20 228H18V229H20ZM26 228H25V229H26ZM81 228H82V227H81ZM126 228H127V227H126ZM126 228H125V230H127ZM129 228H130V227H129ZM140 228H141V227H140ZM173 228H175V226H174ZM236 228H237V227H236ZM242 228H243V227H242ZM244 228H243V230H244ZM247 228H248V227H247ZM249 228H248V229H249ZM255 228H256V227H255ZM10 229H13V228H10ZM14 229H13V230H14ZM67 229H68V228H67ZM69 229L72 230V227L70 226ZM74 229H75V228H74ZM98 229H99V228H98ZM130 229H131V228H130ZM136 229H137V228H135V230H136ZM166 229H167V231H166ZM181 229H182V228H181ZM215 229H214L213 231H216V230H217V229H216V230H215ZM250 229L254 230V227H252V228H250ZM13 230H12V231H13ZM59 230H60V229H59ZM65 230H66V229H65ZM65 230L62 229L61 231L64 233ZM138 230H140V229L138 228ZM179 230H180V229H179ZM179 230H178V231H179ZM235 230H236V229H235ZM237 230H239V231H237V232H240L241 235H243V234L245 235V234H246V236H247V234L249 233V232H248V233H243L244 231H243L242 229H239V228H237ZM246 230H247V229H246ZM16 231H17V230H16ZM19 231H20V230H19ZM32 231L34 232L33 229H32ZM32 231H31V234H32ZM73 231H74L75 233H74V232H71V233H74V235H75V234H76V235L78 234V233H76L75 230H73ZM79 231H80V230H79ZM79 231H78V232H79ZM131 231L133 232V234H135V235H134V237H135L137 234L134 233V229H132ZM165 231H166V232H165ZM169 231H171V233H172V230H170V228H169ZM176 231H177V230H176ZM181 231H182V230H181ZM200 231H201V232H200ZM206 231H208V230H206ZM211 231H212V230H211ZM247 231H248V230H247ZM249 231H250V230H249ZM102 232H103V230H102ZM135 232H136V231H135ZM173 232H174V230H173ZM29 233H30V232H29ZM50 233H51V232H50ZM50 233H49V234H50ZM58 233H59V232H58ZM58 233L56 234V237H57V235H59ZM68 233H69V232H68ZM108 233H109V232H108ZM108 233H107V234H103V233H102V234H103V235H108ZM122 233H123V234H122V237L125 235V233H126V235H129V234H130V233H127V232H125V231H123ZM146 233H147V234H146ZM252 233H254V232H252ZM252 233H251V234H252ZM260 233H261L260 236H257V235L255 234L257 237H254V238L252 237V239H249L250 241L253 240L251 243H248V242H247V243H248L247 246L252 247V248H253L252 250H254L256 247H258V249H259V247H260V246L262 247V245L264 244V231H260ZM12 234H13V233L11 232V235H12ZM17 234L19 235L20 232H19V233L17 232ZM17 234H16V237H17ZM23 234H24V233H23ZM23 234H22V235H23ZM26 234H28V232L25 233L24 235H26ZM31 234H28V235H26V236L30 237ZM60 234H61V233H60ZM66 234H67V233H66ZM69 234H70V233H69ZM102 234H101V235H102ZM165 234H164V235H165ZM169 234H170V233H169ZM169 234H167V235H169ZM172 234L175 235V234H179V233L174 232V233H172ZM172 234H170V235H172ZM181 234H180V235H181ZM219 234H220V235H219ZM249 234H250V233H249ZM249 234H248V235H249ZM72 235H73V234H72ZM74 235H73V236H74ZM120 235H121V234H120ZM130 235H131V234H130ZM141 235H140V236H141ZM180 235H178V236H180ZM184 235H187V233L184 234ZM207 235H211V234L208 232ZM239 235H240V234H239ZM26 236H25V237H26ZM51 236H52V235H51ZM54 236H55V235H54ZM59 236L62 237L61 235H59ZM59 236H58V237H59ZM63 236H64V235H63ZM73 236H72V238H73ZM77 236H79V235H77ZM137 236H138V235H137ZM188 236H189V234H188ZM188 236H187V237H188ZM195 236H196V237H195ZM205 236H206V234H205ZM236 236H237V235H236ZM236 236L234 235V237H236ZM250 236H251V235H249V237H250ZM21 237H22V236H21ZM60 237H59V238H60ZM69 237H70V236L68 235L67 238H69ZM74 237H75V236H74ZM124 237H125V236H124ZM151 237H152V236H151ZM151 237H150V238H151ZM162 237H163V235H162ZM165 237H166V236H165ZM169 237H170V236H169ZM172 237H174V236H171V238H172ZM187 237H186V238H187ZM190 237H188V238H190ZM207 237L210 238V236H207ZM219 237H218V238H219ZM229 237H228V238H229ZM249 237H248V238H249ZM10 238H11V237H10ZM17 238H18V237H17ZM23 238H24V237H23ZM53 238H54V237H53ZM64 238H65V237H64ZM76 238L78 239V237H76ZM126 238H127V239H125V238H123V239H125V241H126V240L128 241V240L131 239L132 237H130V236H129V237L126 236ZM128 238H129V239H128ZM178 238H179V237H178ZM178 238H177V240H178ZM191 238H192V237H191ZM204 238H205V237H204ZM218 238H217V239H218ZM220 238H221V237H220ZM241 238H242V237H241ZM6 239H8V238H6ZM57 239H58V238H57ZM62 239H63V238H62ZM69 239H71V237H70ZM69 239H65V240H63V241L65 242L66 240H69ZM73 239H75V238H73ZM77 239H76V240H77ZM133 239H134V238H132V240H133ZM135 239H136V237H135ZM135 239H134V240H135ZM139 239H140V238H139ZM139 239H136V240H139ZM179 239H180V238H179ZM217 239H216V240H217ZM221 239H222V238H221ZM233 239H234V238H233ZM242 239L244 240V238H242ZM15 240H16V239H15ZM17 240H18V239H17ZM17 240H16V243H17ZM24 240H25V239H24ZM146 240H147V239H146ZM146 240L143 238L142 241H141V239H140V241H141L142 243L146 242ZM177 240H175V241H177ZM180 240H181V239H180ZM180 240H179V241H180ZM190 240H191V239H190ZM200 240H201V241H204L203 238L200 239ZM212 240H210V241H212ZM230 240H232V238H230ZM230 240H229V243L232 242V241H230ZM235 240H236V239H235ZM54 241H56V239H55ZM59 241H61V240L59 239ZM127 241H126V243H128ZM143 241H144V242H143ZM182 241H184V239H183ZM186 241H187V240H186ZM188 241H189V240H188ZM227 241H228V240H227ZM250 241H249V242H250ZM71 242H72V241H71ZM117 242H118V241H117ZM130 242H131V240H130ZM130 242H129V243H130ZM184 242H185V241H184ZM198 242H199V240H197V243H198ZM216 242H218V241H216ZM216 242H215V243H216ZM220 242H221V241H220ZM236 242H238V241L236 240ZM22 243H23V242H22ZM56 243H60V242L57 241ZM61 243H62V242H61ZM61 243H60L59 245H61ZM118 243H120V242H118ZM118 243H117L116 245H118V248H119L120 246H119ZM131 243H132V244L130 245L131 247H129V245H127V244H126V245H127L130 249L133 247V245H135V247H136V244H133V242H131ZM134 243H137V242H134ZM181 243H182V242H181ZM215 243H213V244H215ZM225 243L227 244V242H225ZM229 243H228V244H229ZM239 243H240V245H241V242H239ZM137 244H138V243H137ZM185 244H187V243H184L183 247L185 246ZM191 244H193V243H191ZM217 244H218V243H217ZM221 244H222V243H221ZM235 244H236V243H235ZM120 245L122 246L123 243L121 242ZM124 245H125V242H124ZM223 245H224V244H223ZM232 245H233V244H232ZM240 245H239V246H240ZM61 246H62V245H61ZM61 246H60V248H61ZM112 246H113V245H112ZM189 246H190V248H192L194 245H189ZM189 246H188V244H187V247H188V248H189ZM191 246H192V247H191ZM196 246H197V245H196ZM217 246H218V245H217ZM225 246H227V245H224L223 247H225ZM233 246H234V245H233ZM137 247H139V245H138ZM142 247H143V246H142ZM198 247H200V245H199ZM201 247H202V246H201ZM230 247H231V246H230ZM234 247H235V246H234ZM242 247H243V244H242ZM6 248H7V245H6ZM118 248H117V249H118ZM120 248H121V247H120ZM129 248H128V249H129ZM185 248H186V246H185ZM194 248H195V247H193L192 249L195 250ZM196 248H197V247H196ZM226 248H227V247H226ZM237 248H238V246H237ZM240 248H241V247H240ZM243 248H245V247H243ZM4 249H5V248H4ZM128 249H127V251H128ZM198 249H199V248H198ZM198 249H197V250H198ZM200 249H201V248H200ZM200 249H199V250H200ZM249 249H251V248H249ZM258 249H257V250H258ZM10 250H11V249H10ZM121 250H122V249H121ZM135 250H136V249H135ZM199 250H198V251H199ZM202 250H203V249H202ZM244 250H245V249H244ZM257 250H256V251H257ZM26 251H27V250H26ZM48 251L50 252V250H48ZM132 251H133V250H132ZM185 251H186V250H185ZM187 251H188V250H187ZM258 251H260V250H258ZM3 252H4V251H3ZM27 252L30 253L29 251H27ZM46 252H47V251H46ZM128 252H129V251H128ZM130 252H131V251H130ZM195 252H197V251H195ZM195 252H194V255H195ZM230 252H231V251H230ZM237 252H238V250H237ZM241 252H242V251H241ZM260 252L263 253L262 251H260ZM31 253H32V252H31ZM33 253H35V252H33ZM50 253H51V252H50ZM143 253H144V252H143ZM235 253H236V252H235ZM243 253H244V252H243ZM250 253H251V251H250ZM258 253H259V252H258ZM131 254H133V253H131ZM134 254H135V251H134ZM191 254H192V253H191ZM247 254H249V253H247ZM256 254H257V253L255 252V255H256ZM36 255H37V254H36ZM257 255H258V254H257ZM262 255H264V254H262ZM262 255H261V256H262ZM33 256L36 257L35 254H34ZM39 256H41V255H39ZM44 256H45V255H44ZM44 256H41V257H44ZM261 256L259 255L260 258H261ZM25 257H26V256H25ZM37 258H38V255H37ZM49 258H50V257H49ZM202 258H203V257H202ZM263 258H264V257H263ZM32 259H33V258H32ZM44 259H46V257H45ZM142 259H143V258H142ZM254 259H256V258H254ZM254 259H253V260H254ZM33 260H34V259H33ZM258 260H259V259H258ZM46 261H47V260H46ZM241 261H242V260H241ZM254 261H255V260H254ZM254 261H253V263H254ZM31 262H32V261H31ZM46 263H47V262H46ZM54 263H55V261H54ZM54 263H53V264H54ZM38 264H43V263H38ZM44 264H45V263H44ZM47 264H48V263H47ZM51 264H52V263H51Z\"/></svg>",
    "mask_w": 264,
    "mask_h": 264
}]
</instances>
